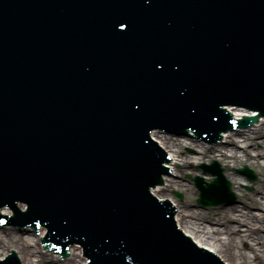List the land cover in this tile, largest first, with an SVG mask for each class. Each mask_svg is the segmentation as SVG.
<instances>
[{"label":"water","instance_id":"water-1","mask_svg":"<svg viewBox=\"0 0 264 264\" xmlns=\"http://www.w3.org/2000/svg\"><path fill=\"white\" fill-rule=\"evenodd\" d=\"M220 106L264 114V0H0V227L84 264H221L149 194V132L214 139Z\"/></svg>","mask_w":264,"mask_h":264},{"label":"bare ground","instance_id":"bare-ground-1","mask_svg":"<svg viewBox=\"0 0 264 264\" xmlns=\"http://www.w3.org/2000/svg\"><path fill=\"white\" fill-rule=\"evenodd\" d=\"M226 106L234 119L239 115L255 113L249 107H237L234 104ZM186 135L184 138L173 137L157 129L149 132V138L157 139V146L163 147L168 158V169L174 170L171 176L162 169L164 176L161 179L164 183L149 188V194L173 202V222L177 230L196 246L214 250L216 257L224 264H264V215L256 213L264 210V116L259 115L248 128L221 133L219 142L214 146L200 142L193 135ZM184 149H188L189 153L184 152ZM216 160L221 164L223 175L230 181L232 188L239 191L237 201L235 204L199 210L190 201L189 191H193V188L184 183L182 175L188 173L191 178L200 175L210 182L214 177L202 175L195 167ZM243 165L257 172L258 178L250 193L238 188V184L247 182L232 171ZM175 189L184 192L186 199L179 202L171 198L168 192ZM16 205L22 208L26 206L24 202ZM11 212V208L3 207L0 213L6 215ZM45 231L44 227H40L38 235H44ZM38 235L0 227V259L4 252L12 250L22 264L85 263L79 244L70 245L69 257L61 259L56 252L38 248V244H41Z\"/></svg>","mask_w":264,"mask_h":264},{"label":"rangeland","instance_id":"rangeland-1","mask_svg":"<svg viewBox=\"0 0 264 264\" xmlns=\"http://www.w3.org/2000/svg\"><path fill=\"white\" fill-rule=\"evenodd\" d=\"M162 134H166V135H169V136H173V137H180V138H184L185 136L183 135V134H169V133H166V132H164V131H162V130H159ZM197 140H199L200 142H203V143H206V142H204L203 140H201V139H197ZM216 144L218 143V141H216L215 142ZM206 144H209V143H206ZM215 144V145H216ZM184 152H186V153H189V150L188 149H184ZM263 159H264V154H263V157H262ZM212 162H215L216 164H217V166H218V168L220 169V171H221V173H222V175H223V172H224V170H223V168H222V166H221V164L216 160V161H210L209 163H207V164H201V165H199V166H197V167H195V169H198V170H200L201 171V173H202V175H208V174H203V173H208L207 171H208V169H211V167H212ZM202 165H205L206 167L205 168H202L201 169V166ZM243 167H245V168H247V170H249L250 172H251V174H246V175H240V174H238V175H240L246 182H247V184H238V188L240 189V190H242V191H245V192H248V193H250V192H252L253 190H254V183L257 181V178H258V176H257V172H256V170L255 169H252V168H250V167H248V166H240V167H238V168H233L232 169V171L234 172V173H236L237 174V169H241V168H243ZM173 172H174V170H173ZM165 175H166V173H165ZM164 176V173H162V175H161V177H163ZM200 176V175H199ZM192 178H194V177H192ZM192 178H191V176L188 174V173H185V174H183L182 175V180L184 181V183H186V184H188L190 187H192L193 188V191H189V196H190V201L195 205V207L194 208H198L199 210L200 209H208L209 207H207V208H201L198 204H197V202H196V200H197V196H198V191H197V189L195 188V185H194V183H193V181H192ZM253 178V179H252ZM180 179V180H181ZM224 179L228 182V184H229V190H230V194H231V196L228 198L229 199V203H227V204H235L236 203V201H237V198H238V193H239V191L238 190H234L233 188H232V185H231V183H230V181H228V179H226V177H224ZM163 183H164V181H162ZM168 195L171 197V198H173V199H175V200H177V201H183L184 199H186V195L184 194V192H181V191H178V190H173L172 192H168ZM18 203H20V202H18ZM171 204L173 203V202H170ZM226 204V205H227ZM222 205H225V204H222ZM222 205H218V206H222ZM217 207V206H216ZM24 209H27L26 208V206H25V208ZM173 209H175V204H174V208ZM0 212H1V210H0ZM257 214H262V215H264V210H259L258 212H256ZM3 215V214H2ZM5 228H10V229H12V228H15L16 229V226H5ZM31 235V234H30ZM69 249H70V247H69ZM44 251V250H43ZM49 252H51V251H49ZM222 263H223V261H221ZM224 264V263H223Z\"/></svg>","mask_w":264,"mask_h":264},{"label":"snow or ice","instance_id":"snow-or-ice-1","mask_svg":"<svg viewBox=\"0 0 264 264\" xmlns=\"http://www.w3.org/2000/svg\"><path fill=\"white\" fill-rule=\"evenodd\" d=\"M120 27H121V28H124V27H125V25L121 24V25H120Z\"/></svg>","mask_w":264,"mask_h":264}]
</instances>
